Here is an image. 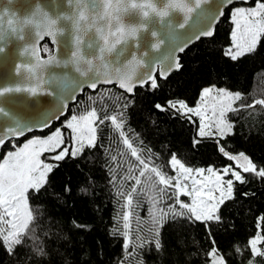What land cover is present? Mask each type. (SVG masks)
Listing matches in <instances>:
<instances>
[{
  "label": "snow or ice",
  "instance_id": "1",
  "mask_svg": "<svg viewBox=\"0 0 264 264\" xmlns=\"http://www.w3.org/2000/svg\"><path fill=\"white\" fill-rule=\"evenodd\" d=\"M7 3L11 7L0 11V68L11 65V70L10 82L0 86V148L11 146L15 151H7L0 162V247L15 255L18 264H44L48 252L42 244L37 243L34 252L30 248L31 255L26 252L21 256L18 251L20 247H29L32 239L41 235L31 227L36 220L32 205L47 191L49 177L59 167L58 162L83 155L85 148L99 150L97 132L106 122L126 151L136 158L133 171L138 175L125 178L134 181L131 190L124 193L117 188L126 206H132L142 181L151 182L153 188L162 186L157 195L172 189L174 196V203L167 210L157 209L159 215L154 214L157 229H163L168 215L184 217L186 210L188 219L205 225L209 237L212 224L227 230L220 209L229 200L249 195L239 189V185L250 182L246 174L264 182V165L258 166L244 152L234 154L235 150L229 147L227 138L235 134V121H230L227 114L257 106L264 108V98L245 99L239 91L209 86L201 90L195 107L178 97H166L154 103L153 111L168 116L175 114L197 125L198 138L191 141L193 151L198 150L205 138H214L217 153L233 162L222 168H193L186 166L177 153L170 152L165 163L174 175L167 174L151 159L142 158L133 146L125 131L124 111L129 103L113 115L107 112L101 115L95 107L73 114L70 104L76 102L78 95L89 91L98 94L107 85L120 90L126 100H134L140 91L151 94L161 91L163 82L182 67L179 54L195 41L213 37L215 22L235 0H163L161 5L155 0H91L90 3L89 0H7ZM228 10L235 30L222 55L237 61L255 53L258 46H264L261 43L264 0L255 7L234 6ZM201 17L207 22L201 23ZM61 47L62 56L57 54ZM49 68H61L65 72L60 77L46 78ZM57 79L63 90L58 91L54 86ZM41 96L51 97L53 105L42 109L37 118L26 120L15 110L38 105ZM194 117L198 118V124ZM66 133L75 145L71 150L65 141ZM109 182L116 184L115 175L109 177ZM181 197H188L191 202ZM152 200L155 206L156 197L152 196ZM130 215V211L122 215L125 235ZM258 220L264 231V216ZM152 242L156 248L160 247L158 240ZM217 245L218 241L212 239V247L205 253L206 264H231V249L222 250ZM124 246H128L127 239ZM233 248L239 254L240 264H261L252 257H264V234L253 233L242 246L234 244Z\"/></svg>",
  "mask_w": 264,
  "mask_h": 264
},
{
  "label": "trees",
  "instance_id": "2",
  "mask_svg": "<svg viewBox=\"0 0 264 264\" xmlns=\"http://www.w3.org/2000/svg\"><path fill=\"white\" fill-rule=\"evenodd\" d=\"M258 2L261 0H252L247 5ZM234 6L246 4L230 8ZM228 9L212 38L200 40L180 55L182 67L163 82L161 91L155 94L140 91L134 100H126L114 86L101 87L98 94L89 91L77 97L70 105L71 112L82 113L95 107L101 115L104 112L113 115L129 103L124 111L126 134L142 158L151 159L169 175L175 174L165 163L170 152L177 153L186 166L193 168H222L233 163L217 153L214 138H205L198 150H192L191 141L198 138L196 124L175 114L168 116L152 110L154 103L166 97H178L195 107L201 90L209 86L239 91L245 99L264 98V46L237 61L222 55L233 31ZM261 43L264 45V37ZM227 118L235 121V134L227 138L234 154L244 152L258 166L264 165V108L231 112ZM193 119L199 123L198 118ZM97 136L99 150L85 148L83 155L58 162L59 167L49 177L47 191L32 205L36 220L31 227L41 234L40 238L34 237L29 247H20L21 256L26 252L31 255L39 243L48 252L44 264H206L205 253L215 239L219 249H231V264H240L233 245L242 246L253 233L264 234L258 220L264 216V182L251 174H246L250 182L239 185L240 191L249 195L229 200L220 209L227 230L212 224L209 237L205 225L188 219L186 210L184 217L168 215L163 229H157L154 214L159 215L157 209L167 210L174 203L173 190L166 189L157 195L162 186L153 188L151 182L142 181L132 206H126L117 188L124 193L131 190L134 181L125 178L138 175L133 171L136 158L126 151L110 123L101 125ZM11 150V146L0 148V161ZM113 175L115 185L109 182ZM152 196L156 197L155 206ZM181 199L190 203L188 197ZM126 211L131 213L127 235L122 220ZM155 240L159 241V248L152 242ZM252 259L264 264V257ZM0 264H18L17 257L0 247Z\"/></svg>",
  "mask_w": 264,
  "mask_h": 264
},
{
  "label": "water",
  "instance_id": "3",
  "mask_svg": "<svg viewBox=\"0 0 264 264\" xmlns=\"http://www.w3.org/2000/svg\"><path fill=\"white\" fill-rule=\"evenodd\" d=\"M251 1L252 0H235V4H246L247 5V4H250ZM90 2H91V0H89V3ZM155 2L158 5H161L162 2H163V0H155ZM231 6H233V5H229L228 8H230ZM10 7L11 6L7 3V0H0V11H2L5 8H10ZM228 8H226V9H228ZM174 15L176 16L177 19L180 18L179 14H174ZM223 17H220L219 20L217 22H215L214 29H216V26L218 25V23L220 22V20ZM199 20H200L201 23H206L207 22L203 17L199 18ZM60 39L63 40L64 38L61 37ZM203 39H210V38H203ZM199 41L200 40L195 41L192 45H190V47L193 46L194 44H196ZM15 47H16V42H14V44H13V49H15ZM57 54L60 55V56L63 55V48L62 47H61V49L59 50V52ZM182 54L183 53H180L179 54V58H180V55H182ZM16 59L17 60H20L21 58L20 57H16ZM10 70H11V65H8V66H5L3 68H0V86H2L3 84H5L6 82H10L9 81V72H10ZM100 71H103V69H100ZM138 71H140V70L138 69ZM178 71H173L171 73V75L174 72H178ZM64 72H65V70L64 69H61V68H49L47 70V73H46V78H51L52 76L60 77V76H62L64 74ZM12 80L14 81L15 78L13 77ZM54 86L57 88L58 91L63 90V85L60 83L59 79H57V81L55 82ZM110 86L111 85H107V86H103V87H110ZM80 95H78L77 97H79ZM77 97H76V99H77ZM39 100H40V103L38 105L30 104L27 107H16L15 110L17 112H19L20 115L24 119H26V120L35 119V118H37L39 116V114H40V112H41L42 109L49 108V107H51L53 105V100H52L51 97L41 96V97H39ZM74 103L75 102L71 103L70 105H73Z\"/></svg>",
  "mask_w": 264,
  "mask_h": 264
},
{
  "label": "rangeland",
  "instance_id": "4",
  "mask_svg": "<svg viewBox=\"0 0 264 264\" xmlns=\"http://www.w3.org/2000/svg\"><path fill=\"white\" fill-rule=\"evenodd\" d=\"M255 5H256V4H255ZM255 5H252V6L246 5V6H240V7L251 8V7H255ZM233 30H235V24H234V23H233ZM198 103H199V102H198ZM65 141H66V143L69 145L70 150L73 149V148L75 147V145L72 144L71 137H70L67 133L65 134ZM19 146H22V145H19ZM11 151H15V148H13V150H11ZM45 155H47V154H45ZM4 157H5V155H4ZM4 157H3V158H4ZM3 158L1 159L0 162H2ZM42 159H43V157H42ZM46 162H47V161H46ZM188 199H189V198H188ZM189 201H190V200H189ZM190 202H191V201H190Z\"/></svg>",
  "mask_w": 264,
  "mask_h": 264
}]
</instances>
